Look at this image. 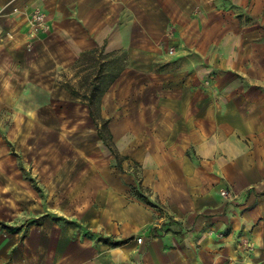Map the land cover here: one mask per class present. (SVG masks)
Listing matches in <instances>:
<instances>
[{"label": "crops", "instance_id": "crops-1", "mask_svg": "<svg viewBox=\"0 0 264 264\" xmlns=\"http://www.w3.org/2000/svg\"><path fill=\"white\" fill-rule=\"evenodd\" d=\"M34 8L45 13L51 31L31 41L25 32ZM174 39L195 59L198 42L204 48L224 39L242 42L239 71L250 81L241 94L235 92L240 84L228 85L227 124L220 130L218 113L198 114V65L186 81L166 73L163 82L152 74L151 84L162 81L167 91L162 119L140 115L138 126L114 135L132 138L137 151L115 140L118 151L155 171L156 179L147 184L154 200L194 236V250L189 236L176 241V248L166 246L172 245L170 237L152 239L142 264H264V0H0V170L10 163L11 123L20 130L27 120L46 121L39 109L70 101L56 78L82 54L103 49L105 55L152 57ZM84 107L85 119L93 123ZM103 145L99 140L89 153L106 157ZM191 152L194 160L187 158ZM222 185L234 194L230 200L220 196ZM142 221L132 220V230L150 224ZM31 238L12 257L11 250L0 255V264H93L75 252L62 254L60 249L74 243L59 241L54 231L49 240L43 233Z\"/></svg>", "mask_w": 264, "mask_h": 264}, {"label": "rangeland", "instance_id": "rangeland-1", "mask_svg": "<svg viewBox=\"0 0 264 264\" xmlns=\"http://www.w3.org/2000/svg\"><path fill=\"white\" fill-rule=\"evenodd\" d=\"M50 31L32 39L27 35L28 28L25 33L31 41H36ZM200 45L204 43L198 42L197 59L185 56L186 47L177 39L152 57L132 58L127 52L109 57L94 56V65L104 60L108 62L107 76L102 82V98L106 99V104L101 114L110 121L114 141L118 140L128 151H137L135 145L131 147L132 138L114 135L138 126L140 115L144 119L150 115L161 120L167 108L162 103L167 93L160 88L165 80L162 75L173 73L178 75L179 81L190 80L192 73L189 71L196 65L198 114L218 113L220 130L225 129L228 85L240 84L235 92L241 94L242 84L250 81L238 66L242 64L243 43L224 39L205 48ZM233 58L235 65L231 66ZM80 73L74 65L61 70L56 82L61 87L67 82L78 87ZM152 74L161 75L159 78L163 82H155L153 86ZM118 79L120 82L113 86ZM27 108L28 112L34 109ZM39 113L47 116V120H27L21 123L20 130L11 123L10 163L4 171L0 170V222L6 225H0L2 257L10 250L12 257L14 249L31 242L35 233H43L49 240L51 231L59 241H68L69 246L70 242L74 243V246L60 249L62 254L75 252L93 264H108L114 259L116 264H142L147 256V243L166 237L172 241L171 246H166L176 248V241L189 236L194 250L193 234L188 235L178 222L164 215L162 203L154 200L155 195L147 186L156 179L155 171L146 170L132 160L124 161L119 169L116 161L109 159V151L106 157L102 152L100 155L89 153L99 140L95 125L85 119L84 105L70 96V101L59 99L58 104L52 108L43 107ZM219 138L220 142L226 140L221 132ZM187 158L194 160L192 152ZM182 188L186 194L188 187L183 185ZM223 190L232 194L222 185L220 196ZM113 193L122 197H111ZM144 198H148L152 206L146 205ZM136 218L142 219V223L149 219L150 224L132 230V220ZM140 239L142 244H139ZM123 240L127 242L118 247L119 254L112 255V248L116 247L110 244Z\"/></svg>", "mask_w": 264, "mask_h": 264}, {"label": "trees", "instance_id": "trees-1", "mask_svg": "<svg viewBox=\"0 0 264 264\" xmlns=\"http://www.w3.org/2000/svg\"><path fill=\"white\" fill-rule=\"evenodd\" d=\"M97 54L103 55L104 57L115 55H105L103 49H97L82 54L75 64V67L81 70V77L78 87H75L74 85L67 82L62 85V88H64L82 105L86 106L89 117L96 127L98 139L104 144L110 154L114 157L117 167L121 169L122 164L125 160H127V157L122 156L118 151L109 128L110 121L104 119L101 114L103 95L102 82L107 76L105 69L108 66V62L104 60L103 63L96 62V65H94V56ZM118 77H116L113 81H115ZM144 203L146 205L152 206L148 198H144ZM0 225L6 226L2 222H0ZM126 242L127 240H123L110 245L113 247H119L126 244Z\"/></svg>", "mask_w": 264, "mask_h": 264}, {"label": "built area", "instance_id": "built-area-1", "mask_svg": "<svg viewBox=\"0 0 264 264\" xmlns=\"http://www.w3.org/2000/svg\"><path fill=\"white\" fill-rule=\"evenodd\" d=\"M27 28V35L31 39L38 38L49 30L48 20L42 10L36 8L29 13ZM221 196L230 200L232 194L229 191L223 190ZM139 244H142V239L139 240Z\"/></svg>", "mask_w": 264, "mask_h": 264}]
</instances>
